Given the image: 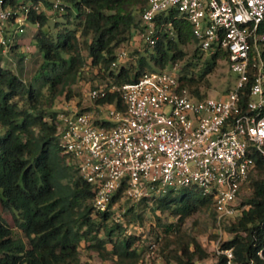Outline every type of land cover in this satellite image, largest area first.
I'll use <instances>...</instances> for the list:
<instances>
[{
	"label": "trees",
	"instance_id": "obj_1",
	"mask_svg": "<svg viewBox=\"0 0 264 264\" xmlns=\"http://www.w3.org/2000/svg\"><path fill=\"white\" fill-rule=\"evenodd\" d=\"M44 1L54 7V2ZM38 2L33 0L32 4ZM58 2V8L66 11L59 15L68 22L56 36L43 30L49 21L47 14L30 11V21L39 23L34 39L43 57L30 81L23 78L24 67L4 66L0 56V205L12 214L24 236H17L0 214V264H79L83 242L116 264H143L146 251L139 249V243L144 234L122 236L128 220L118 222L114 212L95 209L94 187L69 163L70 156L59 143V111L54 110V105L60 97L72 100V86L87 64L98 68L101 78L109 76L121 83L137 81L147 71L163 70L185 60V48L195 42L192 25L172 13L165 21L173 20L176 36L158 33L157 43L148 49V55L115 72L112 65L117 60V50L140 27L138 14L149 0ZM10 4L16 8L20 3L10 0ZM58 24L56 21L55 27ZM83 44L87 45V56ZM224 56L225 53H217L208 58L199 72L192 68L197 64L187 60L180 76L182 87L204 98L206 94L200 87L209 84L206 76ZM195 57L199 58L197 52ZM115 101L124 108L117 93L98 102ZM248 186L249 192L241 202L242 214L225 226L232 237L223 242V247L234 249L236 264H264V156L256 157ZM153 203L155 212L169 213L176 221L163 223L158 217L162 235L146 250L160 243L164 264H197L211 256L195 235L183 229L186 221L200 210H211L214 216L210 197L182 189ZM131 213L142 220L134 206L125 216ZM223 261L222 256L216 264Z\"/></svg>",
	"mask_w": 264,
	"mask_h": 264
},
{
	"label": "built area",
	"instance_id": "obj_2",
	"mask_svg": "<svg viewBox=\"0 0 264 264\" xmlns=\"http://www.w3.org/2000/svg\"><path fill=\"white\" fill-rule=\"evenodd\" d=\"M32 9L40 12L38 4L14 8L0 0L3 56L19 44ZM172 13L191 23L199 57L225 53L234 83L220 95L200 98L182 87L181 61L137 81L109 80L88 91L93 105L68 103L59 111L58 140L94 187L95 209L121 208L114 212L118 222L135 204L182 189L210 197L218 227L211 264L222 256V264H236L234 249L223 247L232 237L225 238L224 227L242 214L256 157L264 156V0H149L134 31L154 48L158 33L176 36L173 20L165 21ZM15 24L19 30H11ZM127 59L126 51L118 52L112 70ZM112 93L124 108L118 101L98 102Z\"/></svg>",
	"mask_w": 264,
	"mask_h": 264
},
{
	"label": "rangeland",
	"instance_id": "obj_3",
	"mask_svg": "<svg viewBox=\"0 0 264 264\" xmlns=\"http://www.w3.org/2000/svg\"><path fill=\"white\" fill-rule=\"evenodd\" d=\"M18 3H25L26 5H31L33 0H17ZM50 2H58L60 0H49ZM40 7V12H43L49 16L48 23L43 27L45 32H51L54 36L57 35L59 31L63 29L64 22H68L67 19L59 15L61 12L60 8L49 7L45 3L44 0H39L37 3ZM138 19L141 20V13L138 14ZM58 21V27H55V22ZM12 22H9L10 26ZM141 24V22H140ZM26 32L24 34L19 33L18 39L24 42V39L27 44L18 45L15 48L10 49L9 55L3 56V64L4 66L12 64L14 68H17L20 64L24 67L23 78L26 81H30V79L35 74L39 65L43 61L42 54L40 50L37 48L35 44L34 36L38 32V28L32 22L28 21L25 25ZM19 30L18 24H15L11 30ZM25 37V38H24ZM24 38V39H23ZM23 39V40H22ZM149 47L140 36L137 31L133 32L132 39L123 44L117 52L126 51L128 54V59L124 62L123 65L129 67L130 65H135L138 62V59L142 55H148ZM187 52L186 59L183 61H179L182 66L188 61H193L197 66L192 67L195 72H199L205 66V62L208 59L209 55L205 57H195V49L191 44L185 48ZM83 53L85 56L88 55L87 45L83 44ZM32 60V61H29ZM19 66V68L21 67ZM21 67V68H22ZM118 70V69H117ZM118 72V71H116ZM237 75L231 73L228 67V64L225 62L224 58L218 59V63L215 69L206 76L209 84H203L200 87V90L203 94L208 95H220L224 93L230 85L234 83ZM112 80L111 77L107 76V78H101L99 75L98 68L92 67L91 65H86L79 77L78 81L72 86L73 89V97L71 101H67L64 97L58 98L54 105V110L60 111L63 109L68 103L80 102L81 105H93L90 101H87L86 95L88 91L92 88L93 85L102 84L104 82H108ZM70 164L73 162L70 160ZM249 190L246 192L244 196L248 194ZM155 203L152 204H135V213L142 214V220L134 217L133 213H131L128 217L123 216L122 222L128 220L127 230L122 234V236L126 234H144L142 241L139 243V249L145 252V264H164L165 260L163 256L160 254V243H155V246H151V250H146L147 246L153 243L157 237L162 235V228L157 225L158 217H160L163 223L167 222H175L176 219L172 217L169 213H163L160 210L154 211ZM114 212L118 215L121 213V208H114ZM0 214H2L11 227L13 228L15 234L20 237L23 236V232L19 227L16 226L13 216L9 211L3 210L0 205ZM183 229L186 230L189 234H193L197 237L200 243L211 253V257L206 261L198 262V264H211L213 260V250H214V242L217 237H214V234L218 231V227L215 224V217L212 215L211 210H200L195 215L190 217L183 226ZM225 230V227H224ZM118 235H115V238ZM229 233L225 230V238H229ZM26 240V239H25ZM108 247L111 248V244H108ZM79 264H116L115 261L111 258H103L101 254L95 251L92 248H89L88 245L83 242L80 246V262Z\"/></svg>",
	"mask_w": 264,
	"mask_h": 264
},
{
	"label": "crops",
	"instance_id": "obj_4",
	"mask_svg": "<svg viewBox=\"0 0 264 264\" xmlns=\"http://www.w3.org/2000/svg\"><path fill=\"white\" fill-rule=\"evenodd\" d=\"M24 38H25V37H24ZM24 38H23V39H24ZM23 39H22V40H23ZM26 42H27V43H28V42L32 43L31 41H29V40L26 41V39H24V42L20 41L19 44H17V47H18V45L27 44ZM0 56L3 58V55H2L1 53H0ZM29 61H32V60H29Z\"/></svg>",
	"mask_w": 264,
	"mask_h": 264
}]
</instances>
